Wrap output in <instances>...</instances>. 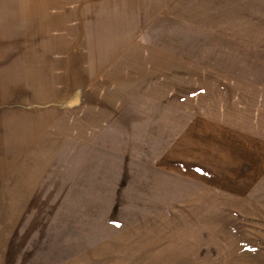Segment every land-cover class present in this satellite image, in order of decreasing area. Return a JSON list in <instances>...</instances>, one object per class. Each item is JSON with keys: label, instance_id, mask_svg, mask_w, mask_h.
I'll return each instance as SVG.
<instances>
[{"label": "rangeland", "instance_id": "rangeland-1", "mask_svg": "<svg viewBox=\"0 0 264 264\" xmlns=\"http://www.w3.org/2000/svg\"><path fill=\"white\" fill-rule=\"evenodd\" d=\"M186 2L197 21L148 38L184 59L181 84L169 67L164 100L155 88L96 142L61 144L6 264H264V0ZM37 4L0 0V103L19 105L47 48Z\"/></svg>", "mask_w": 264, "mask_h": 264}, {"label": "crops", "instance_id": "crops-1", "mask_svg": "<svg viewBox=\"0 0 264 264\" xmlns=\"http://www.w3.org/2000/svg\"><path fill=\"white\" fill-rule=\"evenodd\" d=\"M37 1L36 17L47 9V48L20 70L19 105L0 103V264L62 143L94 141L117 111L155 88L153 101L164 100L169 67V88L181 84L184 59L155 49L152 29L185 15L197 21L186 0Z\"/></svg>", "mask_w": 264, "mask_h": 264}]
</instances>
